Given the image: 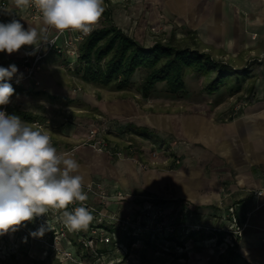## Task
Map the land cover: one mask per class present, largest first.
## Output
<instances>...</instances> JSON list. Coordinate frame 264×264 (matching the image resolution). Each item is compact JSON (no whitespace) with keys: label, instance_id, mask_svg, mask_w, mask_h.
I'll list each match as a JSON object with an SVG mask.
<instances>
[{"label":"rangeland","instance_id":"rangeland-1","mask_svg":"<svg viewBox=\"0 0 264 264\" xmlns=\"http://www.w3.org/2000/svg\"><path fill=\"white\" fill-rule=\"evenodd\" d=\"M174 28L167 33L158 32L157 41L208 54L216 63L226 65L228 79L217 93L210 95L204 91V86L216 74L215 68L208 76L187 72L184 76L185 92L182 94L171 96L165 92L163 84H158L157 96L161 95V98L167 99L157 106H154L153 101L149 102L152 105L149 121L163 118L167 124L160 128L159 126L149 128L151 124L142 122L144 121L142 118L139 119L141 121L138 125H148L147 127L162 139L161 141L164 143L166 140L170 141L167 144L168 150L153 155V147L160 149L163 144L161 145L160 140L156 143L149 140L152 144L146 140L143 146L147 148L145 149L147 161L139 157L129 158L147 163L154 161L155 163L149 166L147 171L153 169L171 172L173 170L169 169V165L175 158L179 159L175 167L189 169L188 174L194 167L192 175L199 181L197 183H199L200 195L204 196L202 200L178 197L170 187L165 188V196L150 197V200L167 206V210L158 223H149L155 232L153 237L141 234L143 239L128 248L121 243L122 232L116 229L114 232L121 243L117 249L111 241L96 242L94 250L84 247L82 239L89 235L90 227L97 225L95 218L87 230L70 232L63 229V234L58 229L60 224L56 223L59 232L47 241L53 243L52 246L45 247V244L39 240H32L27 247L22 246L18 243L21 234H17L16 239L13 240L16 242L15 252L5 261H0V264H264V258L252 257L249 251L244 252L241 249L246 232L256 228L255 216L247 213V217L242 219L239 211L235 210L237 204L238 207L243 204L242 200L237 198L246 196V191L260 198L263 197L264 191L259 192V195L249 191L245 180L238 174V168H235L238 166H233L224 156L225 146L230 148L231 143H236L237 146L244 147L245 143L241 139L228 136L226 140L219 142L218 151L209 150L194 130L190 132L191 124L186 123L183 127L180 122L181 119L184 121L205 119L213 125L220 128L225 126L224 128L228 129L229 124L234 121L231 114L237 106L240 110L251 102L252 104L264 102V0H231L226 18L222 20V26L217 31V38L206 41L203 37H199L196 31L186 27ZM253 34H256L254 39L251 38ZM205 38L207 39V36ZM143 74L144 70H137L135 73L133 80L135 89L138 88ZM110 90L107 89L106 92ZM140 99L141 97L138 96L137 100ZM157 109H161L160 114ZM71 116V123L81 124ZM103 119L108 120L107 117ZM112 121L116 124L126 123L120 118H114ZM98 123L99 118L90 120L86 125V132L91 124ZM129 129L131 128L126 131H134ZM208 130L205 128L206 134ZM108 136L110 141L115 142L110 138L112 134ZM125 137L128 135L124 136L122 141L129 142ZM115 143L124 148L123 144ZM96 180L99 178L93 176L91 179V181ZM91 202L96 204L97 200L92 199ZM143 202L139 201L135 207L126 208L123 212L113 211L108 204L103 209V213L144 222L142 214L146 211L142 210ZM181 205H186L187 210L180 211ZM229 208H232V213ZM253 208H256V205ZM55 212L59 214L61 210ZM152 215L153 212L149 211L150 219ZM34 222L39 223L37 219ZM31 223L26 222L25 227L29 228ZM169 228L172 230L169 231ZM192 230L195 234L190 236L189 232ZM218 230L223 231V239L232 238L234 246L229 247L231 250L224 247L222 244L224 240L217 244L215 238H209L211 233H217ZM98 249L105 251L98 252Z\"/></svg>","mask_w":264,"mask_h":264},{"label":"crops","instance_id":"crops-1","mask_svg":"<svg viewBox=\"0 0 264 264\" xmlns=\"http://www.w3.org/2000/svg\"><path fill=\"white\" fill-rule=\"evenodd\" d=\"M1 1L2 22L8 23L16 19L25 29L29 26L40 28L42 19H29L26 15V7H18L15 0ZM230 2L231 0H124L109 3L108 0H104V7L109 9L110 13L107 21L138 43L150 46L159 39L156 34L150 32L151 27L162 33L172 31L174 27H186L196 31L203 40L217 38V31L222 26V20L226 18ZM104 20L105 17L102 15L98 24ZM21 49L30 50L33 46H23ZM69 60L66 54L48 53L41 62V69L35 75L38 85L33 86L28 80H24L20 87L12 86L15 92L8 104L10 106L8 115L19 116L25 121L19 115L24 112L31 117V121H26L29 124L35 119L40 120L45 130L50 133L53 146L58 152L65 153L82 141L86 135L87 123L95 118L107 117L109 121L120 118L127 124L144 128L151 134L154 132L149 128L154 126L160 128L167 124L163 118L149 121L152 106L149 102L153 101L154 106H157L167 99L161 98V95L157 96L158 84L147 98H143L138 88H134L135 77L131 79L130 85L122 90H117L113 83L101 85L85 82L81 79L80 72L75 69L76 62L71 66L67 65ZM20 62L21 50L12 54L0 52V67L7 68L14 64L18 68L12 79L20 75ZM78 87L79 91L76 90ZM107 89L111 90L106 92ZM138 96L141 97L140 100H137ZM65 109L69 110L71 117L81 124L64 122ZM231 116L234 121L229 124L228 129H225L224 125L223 128L213 125L205 119L203 121L181 119L180 122L183 127L186 123L191 124L190 132L194 130L209 150L218 151L219 142L226 140L228 136L241 139L245 143L244 147L231 143L230 148L225 146L224 156L233 166H238L235 168H238V174L245 180L247 189L259 195V192L264 191V102L246 104ZM142 118L144 120L142 122H148L151 127L148 128L145 124L138 125L141 121L139 119ZM205 128L209 129L207 134ZM130 134L125 137L129 142L122 141L124 136L117 133L110 136L115 142L124 145L127 153L125 158L116 159L104 153H93L87 147L76 149L73 156L81 166L79 174L84 177V184L91 181L94 176L101 179L108 187L127 194L123 199L111 202L110 209L119 212H123L126 208L132 209L137 202L145 198L165 196L166 187L173 189L174 195L178 197L202 200L204 196L200 195L199 183H197L199 181L192 175L194 167L190 174H188L189 169L180 167H174L171 172L153 169L147 171L138 167L129 157H139L147 161V151H145L147 148H144L143 144L146 140L152 144L149 141L152 138L136 131ZM158 138L157 140H162ZM169 142L166 140L167 144ZM237 162L240 163L236 164ZM246 194L240 198L236 197L242 200L243 204L239 207L237 204L235 210L239 211L242 219L249 213L255 216L256 228L246 232L241 249L244 252L249 251L252 257L264 258V194L261 198L247 191ZM255 205L256 208H253Z\"/></svg>","mask_w":264,"mask_h":264},{"label":"clouds","instance_id":"clouds-1","mask_svg":"<svg viewBox=\"0 0 264 264\" xmlns=\"http://www.w3.org/2000/svg\"><path fill=\"white\" fill-rule=\"evenodd\" d=\"M18 7H34L41 15L40 28L27 29L19 20L0 22V52L12 54L23 46L52 44L51 30L89 34L105 11L104 0H15ZM18 72L16 65L0 67V106L10 103L15 89L8 82ZM80 164L72 154L58 152L51 137L36 124L0 110V236L18 230L26 222L46 215L50 209L63 210L68 231L87 230L94 217L84 206L88 200ZM80 202L72 211L70 204ZM42 225L31 232L42 237Z\"/></svg>","mask_w":264,"mask_h":264},{"label":"built area","instance_id":"built-area-1","mask_svg":"<svg viewBox=\"0 0 264 264\" xmlns=\"http://www.w3.org/2000/svg\"><path fill=\"white\" fill-rule=\"evenodd\" d=\"M120 1L123 2L124 0H108L109 3H117ZM106 5L108 6V3ZM2 6L3 3L0 0V22H2ZM26 15L29 19L32 20L41 19L40 13L31 5L26 7ZM97 25L98 23L94 25L93 29L97 27ZM150 32H152L153 34H157L159 31L155 27H151ZM71 33L72 31L70 30L65 31L64 33H57L54 30H51L49 34V40L53 41V43H42L40 45L39 51H36L34 54H29L33 53V49H20V75L9 80L8 82L12 86L20 87L24 80H28L31 85L37 86L38 82L35 79V75L41 69V62L48 53H56L59 55L66 54L70 59L69 62H67V65H73L77 59L79 43L91 32L87 35H83L80 32H73L72 34ZM255 37L256 34H253L251 38L254 39ZM76 90L79 91L80 88L78 87L76 88ZM0 110H3L8 114L10 106L8 104L5 106H0ZM234 110L232 114L239 110L238 106ZM63 121L71 122L70 112L67 109L64 110ZM32 124L38 125L42 131H44L51 137L50 133L45 130V126L40 120L35 119L32 121ZM113 133H117L123 136H129V132L126 131L124 124H116L113 121L99 118L98 124H91V126L87 129L84 139H82V141H80L74 147L70 148L65 153H69L74 156L76 149L80 147H87L92 151H95L97 153H104L112 158L122 159L127 157L125 148L108 139V135ZM51 141L53 145L52 138ZM157 148L156 146L155 148L153 147V155H156V153L158 152H165L166 150H168V148H163V145L160 146V149ZM133 161L142 170H146L149 166H152L155 163L152 160L149 163L139 160ZM178 163L179 159L175 158L173 163L169 165V168L175 167ZM83 190L88 195V200L83 202V204L92 212L93 217L97 221V225L94 227H90L89 235L82 239V244L84 245V247L93 250L96 242L108 243L111 241L116 249L120 247L121 243L119 242L114 229L120 230L124 235L147 234L150 237H153L155 232L151 229L152 227L151 225H149V223H158V220L163 217V214H165V210H167V206H165L164 204H161L158 201H152L149 198H145L143 200L144 202L142 209L143 211H146L144 214H142V216L144 217V222H139L138 220L129 219L127 217L121 218L116 216L115 214H105L103 213V209H105L111 202L123 199L127 195L126 193L108 187L101 179L84 184ZM92 199H96L97 203L92 204ZM79 206H81V203L75 202L73 204H70L67 210L72 211L75 207ZM186 208V205H181L179 210L184 212L185 210H187ZM229 210L232 213V208H229ZM62 211L63 210H61V213L58 214L54 209H50L46 215L35 218L39 221V223L32 221L29 228L22 226L18 230L10 231L7 234L0 236V261H5L12 253L15 252L16 249L14 246L16 242H14L13 240L16 239L17 234H21L18 243L22 246L27 247V245L30 244L32 240L42 241V243L45 244V247L52 246L53 243L50 244L49 242H47L50 241L52 236L55 237V235L59 231L63 234V229L68 231L61 219ZM149 211L153 212V215L151 216L152 219L149 218ZM56 223H58V225L60 224V228H58L59 231L57 230ZM42 225L45 227L44 237L38 238L30 235L31 232L36 231ZM107 225L109 227H107ZM168 230L171 231L172 229L169 228ZM23 234L26 236H22ZM10 240L12 241L10 242ZM223 240L224 242L222 244L225 248L233 247L234 242L232 241V238L229 237L227 239L225 237Z\"/></svg>","mask_w":264,"mask_h":264},{"label":"trees","instance_id":"trees-1","mask_svg":"<svg viewBox=\"0 0 264 264\" xmlns=\"http://www.w3.org/2000/svg\"><path fill=\"white\" fill-rule=\"evenodd\" d=\"M109 14V9H105L102 14L105 20L79 43L75 69L80 72L83 81L101 85L113 83L117 90H122L130 85L137 70H144L138 85L143 98H147L160 83L164 84L165 92L173 96L185 92L184 76L187 72L208 76L215 68L216 74L207 81L204 91L210 95L225 85L229 76L225 64L216 63L206 53L180 48L171 43L155 41L150 46H144L107 21ZM19 115L25 121H31V117L24 112ZM124 127L157 142L158 137L144 128L131 124ZM162 144L163 148H167V143L162 141ZM194 234V230L189 232L190 236ZM211 234L209 238H215L217 244L223 241V231ZM142 239L140 235L124 234L120 238L127 248ZM98 252H104V249H98Z\"/></svg>","mask_w":264,"mask_h":264}]
</instances>
